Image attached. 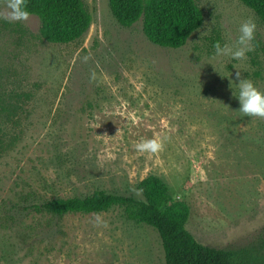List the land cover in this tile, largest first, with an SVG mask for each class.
I'll list each match as a JSON object with an SVG mask.
<instances>
[{
	"label": "rangeland",
	"instance_id": "obj_1",
	"mask_svg": "<svg viewBox=\"0 0 264 264\" xmlns=\"http://www.w3.org/2000/svg\"><path fill=\"white\" fill-rule=\"evenodd\" d=\"M82 1L90 27L67 43L42 38L34 14L0 18V264H165L157 231L121 207L32 206L95 189L141 198L148 174L189 205L199 242L264 264V119L238 113L228 86L238 71L264 92V22L241 0H195L202 24L168 48L145 37L141 19L120 25L108 0ZM249 18L254 50L220 69L214 44L235 40ZM157 137L159 151L136 149Z\"/></svg>",
	"mask_w": 264,
	"mask_h": 264
},
{
	"label": "trees",
	"instance_id": "obj_2",
	"mask_svg": "<svg viewBox=\"0 0 264 264\" xmlns=\"http://www.w3.org/2000/svg\"><path fill=\"white\" fill-rule=\"evenodd\" d=\"M264 22V0H241ZM116 21L125 27L141 19L145 37L161 47L179 48L200 27L203 15L195 0H108ZM28 10L40 22L42 38L67 43L84 35L91 15L82 0H28ZM264 50V43L262 45ZM141 198L95 189L83 196L53 197L36 210L53 215L103 212L121 207L128 220L154 228L161 240L165 264H259L248 249H226L199 242L187 229L189 205L172 197L166 181L148 174L136 185ZM264 249V229L261 237ZM262 256V255H261Z\"/></svg>",
	"mask_w": 264,
	"mask_h": 264
},
{
	"label": "clouds",
	"instance_id": "obj_3",
	"mask_svg": "<svg viewBox=\"0 0 264 264\" xmlns=\"http://www.w3.org/2000/svg\"><path fill=\"white\" fill-rule=\"evenodd\" d=\"M28 0H4L3 8L6 9L4 18L9 22H23L31 15L28 10ZM255 22L249 18L239 24L238 35L235 40L228 38V42L221 45L219 42L214 44V57L220 69L226 68L231 61H238L242 64L247 60V54L254 50L255 44ZM217 73V72H216ZM223 75L229 77V71ZM236 82L229 80L231 95L238 101L236 110L243 117L264 119V92H261L249 78H241V72L235 73ZM97 74L92 71L89 75V82L95 81ZM140 152L155 153L162 148V141L159 137L155 139L141 140L135 145ZM98 224L101 222L97 217ZM106 226V225H105Z\"/></svg>",
	"mask_w": 264,
	"mask_h": 264
}]
</instances>
